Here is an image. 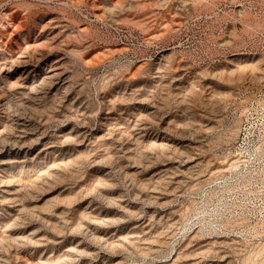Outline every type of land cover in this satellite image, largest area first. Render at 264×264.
I'll return each mask as SVG.
<instances>
[{"label":"rangeland","instance_id":"1","mask_svg":"<svg viewBox=\"0 0 264 264\" xmlns=\"http://www.w3.org/2000/svg\"><path fill=\"white\" fill-rule=\"evenodd\" d=\"M0 264H264V0H0Z\"/></svg>","mask_w":264,"mask_h":264},{"label":"bare ground","instance_id":"2","mask_svg":"<svg viewBox=\"0 0 264 264\" xmlns=\"http://www.w3.org/2000/svg\"><path fill=\"white\" fill-rule=\"evenodd\" d=\"M72 161V160H71ZM74 162V161H73ZM81 162V161H80ZM67 165V164H66ZM65 165V166H66ZM74 165V164H73ZM64 166V165H63ZM67 166H69V165H67ZM71 168H72V165L70 166ZM60 168V167H59ZM63 168V167H62ZM74 168V167H73ZM66 169V168H65ZM69 170V169H68ZM71 170V169H70ZM60 172V171H59ZM58 172V173H59ZM58 173H57V175H58ZM63 173V172H62ZM60 174H61V172H60ZM60 177V176H59ZM57 178V177H56ZM63 179V178H62ZM57 180V179H56ZM58 180H59V178H58ZM61 181V180H60ZM60 181H59V183H60ZM63 181V180H62ZM54 183H52V185H53ZM56 184V183H55ZM106 184V183H105ZM102 185H103V183H102ZM106 188H107V185H106ZM110 188V187H109ZM103 189H104V187H103ZM114 189V188H113ZM108 192V191H107ZM102 193V192H101ZM113 193V192H112ZM108 194V193H107ZM71 199V198H70ZM54 200V199H53ZM61 200H64V199H61ZM50 201V200H49ZM59 202V201H58ZM47 203V202H46ZM52 203V202H51ZM55 203V202H54ZM55 205V204H54ZM54 205H51V206H54ZM45 206V205H44ZM43 206V207H44ZM49 207V206H48ZM52 208V207H51ZM44 209H45V207H44ZM51 210V209H50ZM52 210H54V209H52ZM43 211V210H42ZM80 214V213H79ZM78 214V215H79Z\"/></svg>","mask_w":264,"mask_h":264}]
</instances>
